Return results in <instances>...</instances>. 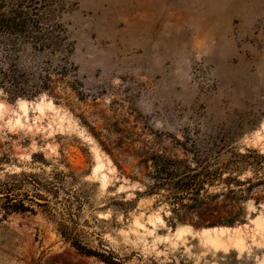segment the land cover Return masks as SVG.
Segmentation results:
<instances>
[{
	"label": "rangeland",
	"instance_id": "rangeland-1",
	"mask_svg": "<svg viewBox=\"0 0 264 264\" xmlns=\"http://www.w3.org/2000/svg\"><path fill=\"white\" fill-rule=\"evenodd\" d=\"M5 2L52 10L71 66L57 98L0 92V264H264L261 170L180 222L149 193L164 165L264 157V0Z\"/></svg>",
	"mask_w": 264,
	"mask_h": 264
},
{
	"label": "trees",
	"instance_id": "trees-1",
	"mask_svg": "<svg viewBox=\"0 0 264 264\" xmlns=\"http://www.w3.org/2000/svg\"><path fill=\"white\" fill-rule=\"evenodd\" d=\"M52 16L53 11L44 7L6 5L5 0H0V92L8 101L32 100L43 94L57 98L58 85L66 78L71 65L63 55L67 52L65 31ZM246 167H251L254 172L261 170L264 176V157L239 154L238 158L227 161L214 171H209L205 166L197 173L191 170L179 173L164 165L160 170H155L156 176L152 178L149 193L150 195H160L161 191L169 193L170 196H165V201L173 210L174 220L180 222L183 216L176 213L178 207L181 209L210 207L206 186L210 187L213 178L221 175L222 170L242 171ZM260 182L262 183L259 186H264V180ZM244 185L250 188L249 181L237 182L235 186ZM227 190L229 194H235L230 187ZM201 192L205 195H200ZM231 199L222 202V207L234 209L236 200L237 202L241 200ZM201 220H205V217ZM243 220V216L231 213L226 219L221 217V223L204 221L201 225L232 226Z\"/></svg>",
	"mask_w": 264,
	"mask_h": 264
},
{
	"label": "bare ground",
	"instance_id": "bare-ground-1",
	"mask_svg": "<svg viewBox=\"0 0 264 264\" xmlns=\"http://www.w3.org/2000/svg\"><path fill=\"white\" fill-rule=\"evenodd\" d=\"M212 230H215V228L214 229H212ZM216 231V230H215ZM225 232V231H224ZM217 234H219V233H217ZM218 237V236H217ZM232 241V240H231Z\"/></svg>",
	"mask_w": 264,
	"mask_h": 264
}]
</instances>
